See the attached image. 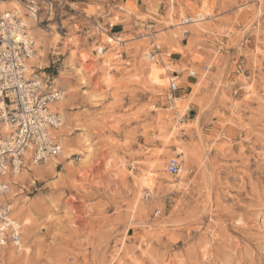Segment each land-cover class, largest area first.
Masks as SVG:
<instances>
[{
	"label": "rangeland",
	"instance_id": "rangeland-1",
	"mask_svg": "<svg viewBox=\"0 0 264 264\" xmlns=\"http://www.w3.org/2000/svg\"><path fill=\"white\" fill-rule=\"evenodd\" d=\"M36 3L35 76L66 93L71 155L17 178L28 252L0 264H264V0ZM176 76L184 114L167 100Z\"/></svg>",
	"mask_w": 264,
	"mask_h": 264
},
{
	"label": "built area",
	"instance_id": "built-area-1",
	"mask_svg": "<svg viewBox=\"0 0 264 264\" xmlns=\"http://www.w3.org/2000/svg\"><path fill=\"white\" fill-rule=\"evenodd\" d=\"M39 10L37 3L28 4L27 16L36 18ZM200 19L199 14L188 17L182 26L193 25ZM94 27L103 35H110L115 29L112 23L98 22ZM188 34L184 29L182 40H186ZM147 36L153 42L150 55L158 57L160 47L153 39L156 35L151 33ZM106 49L103 46V50H96L97 55L101 56ZM34 54L35 39L23 19L12 14L0 17V127L6 125L11 129L9 134H0V251L8 247L18 248L22 241V224L12 215L9 195L13 185L10 179L26 168L27 154L30 155L29 162L40 164L58 156L62 149L57 135L64 124L58 107L62 92L54 86V79L50 76L41 82L27 77L26 68ZM236 68L238 76H245L242 63L237 62ZM205 71H210V67H205ZM189 78L195 79L196 73H190ZM177 80L176 76L169 84V102L181 90ZM230 84L232 89L239 85L236 80H231ZM239 90H234L233 95H237ZM179 171L177 162L168 164L171 175H178Z\"/></svg>",
	"mask_w": 264,
	"mask_h": 264
},
{
	"label": "bare ground",
	"instance_id": "bare-ground-1",
	"mask_svg": "<svg viewBox=\"0 0 264 264\" xmlns=\"http://www.w3.org/2000/svg\"><path fill=\"white\" fill-rule=\"evenodd\" d=\"M35 3V1H29V4L31 3ZM26 8H24V5L22 4V2H20L19 0H0V17H3L7 14H12L15 15L21 19H23V21L28 25V27L30 28V32L31 34L35 33L32 29H34L36 26H38L39 24V19L38 16L36 18H32V17H28L26 11L28 10V6H25ZM199 14V16L201 17L200 22H202L203 20L206 21L205 15L203 13H197ZM188 20V18L185 17V21L183 22L186 23ZM200 22H196V23H200ZM33 36V35H32ZM34 37V36H33ZM112 41L114 42V44H118L119 46L124 47V42L125 40L122 39L121 37H117V38H113ZM36 50H39L41 48V44L37 43L35 46ZM96 50H103V47H98L93 51ZM36 52V51H35ZM102 55H105V53H103ZM72 56V55H71ZM83 57V60H88V57L90 58V54H82L81 55ZM38 55L36 56L35 54L33 55V57L30 59V61L28 62V66L26 68V75L27 77L33 78L34 79L38 78L35 76L36 71L34 70L36 67V61L38 59ZM145 57L147 59V61L149 62H153L155 57H153L152 55H150L149 53L145 54ZM107 62H104V64H106ZM193 74H195L194 71H192ZM82 74V73H81ZM37 80V79H36ZM39 81V80H37ZM172 81V80H171ZM170 81V82H171ZM40 82V81H39ZM56 83V81H54V84ZM83 84H85V82H83ZM251 87V86H250ZM66 96V93L62 92V100L61 102L58 104V107L60 108V110L63 112L65 110V104H64V97ZM95 101H101L99 100V97L97 98V96H94ZM172 103V111L174 110L176 113L179 114H184V111L186 109V104L183 101L182 98L180 97H172L170 104ZM199 122V118L195 119V123L197 125V123ZM63 127L60 130V132L58 131L57 134L59 137H62V135L65 133L66 131V123L67 120L66 118L63 117ZM197 127V126H196ZM11 132L10 127H7L6 125H3L0 127V134H9ZM174 134V133H173ZM62 141V149L59 155V158H52L49 161L46 162V166L42 167L39 165V163H35V162H29L28 160L30 159V155L27 154L26 155V168L23 169L22 173L23 174H29L31 171L34 172L35 174H42L44 171H46L47 169H53L55 168L57 165L60 164V160L61 159H67L70 157V144L67 142V139H61ZM87 142V141H86ZM87 151L88 153L92 152V147L90 145H88L87 147ZM180 153V152H179ZM134 181L136 183H139L141 180L139 179V177L134 174L133 172H130ZM21 177V173L18 175H15L14 177H12L10 179V182L12 183V185H17V178ZM10 199H11V209H12V215L15 219H17L21 224H22V241L21 244L18 248L15 247H8V248H4L0 251L1 255H0V261H7L6 263H8V261H12L15 260L16 258L22 256L24 253L23 252H28V229L27 227L31 224V219L27 216V209L25 208L24 205H21L18 200H16V194H14L12 192V187H11V191H10ZM246 225V224H245ZM24 227V229H23ZM206 251V256H209V252H208V248L205 249ZM17 260V259H16ZM9 262V263H10ZM13 262V261H12ZM11 264V263H10Z\"/></svg>",
	"mask_w": 264,
	"mask_h": 264
},
{
	"label": "snow or ice",
	"instance_id": "snow-or-ice-1",
	"mask_svg": "<svg viewBox=\"0 0 264 264\" xmlns=\"http://www.w3.org/2000/svg\"><path fill=\"white\" fill-rule=\"evenodd\" d=\"M156 83H161V81L157 80Z\"/></svg>",
	"mask_w": 264,
	"mask_h": 264
}]
</instances>
